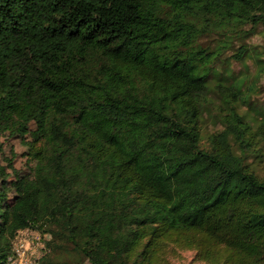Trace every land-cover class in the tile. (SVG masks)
I'll return each instance as SVG.
<instances>
[{"label": "trees", "instance_id": "trees-1", "mask_svg": "<svg viewBox=\"0 0 264 264\" xmlns=\"http://www.w3.org/2000/svg\"><path fill=\"white\" fill-rule=\"evenodd\" d=\"M259 27L264 0H0V128L43 132L21 194L0 185V264L26 227L50 236L39 264H166L170 247L264 264V111L242 110L255 87L229 66L264 75Z\"/></svg>", "mask_w": 264, "mask_h": 264}, {"label": "rangeland", "instance_id": "rangeland-1", "mask_svg": "<svg viewBox=\"0 0 264 264\" xmlns=\"http://www.w3.org/2000/svg\"><path fill=\"white\" fill-rule=\"evenodd\" d=\"M257 33L247 38L245 42L254 51L264 49V32L262 27L257 29ZM243 42V39H236L231 48L226 53L230 56L236 52ZM230 68L239 75L247 76L248 84L255 87L253 91L254 104L242 106V110L252 111L254 106H263L264 111V75H258V66L254 58H248L245 61L232 60ZM213 116L205 117L203 122L204 134L211 133L221 128V125L215 123ZM43 132L37 128L34 122L29 125L27 130H20L9 126V120L6 119L0 128V185H4L9 198H14L21 194L26 180L32 178L35 174L36 157L30 153V147L35 139H42ZM4 169V172H2ZM4 181L5 184L3 183ZM5 203H0V227L3 226L6 219ZM36 229V228H35ZM38 230V229H37ZM40 231V230H39ZM45 235L46 243L49 235ZM48 248V247H47ZM166 255V264H211L196 258L195 252L188 249H171ZM48 250V249H47ZM57 264H79L76 254L65 253L57 254L53 259ZM82 264H91L84 260Z\"/></svg>", "mask_w": 264, "mask_h": 264}, {"label": "built area", "instance_id": "built-area-1", "mask_svg": "<svg viewBox=\"0 0 264 264\" xmlns=\"http://www.w3.org/2000/svg\"><path fill=\"white\" fill-rule=\"evenodd\" d=\"M46 252L45 235L32 227L22 228L13 238L12 253L5 264H39Z\"/></svg>", "mask_w": 264, "mask_h": 264}]
</instances>
